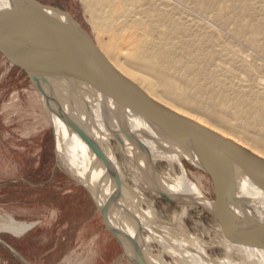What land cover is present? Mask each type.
Masks as SVG:
<instances>
[{
    "label": "bare ground",
    "instance_id": "obj_1",
    "mask_svg": "<svg viewBox=\"0 0 264 264\" xmlns=\"http://www.w3.org/2000/svg\"><path fill=\"white\" fill-rule=\"evenodd\" d=\"M85 2L96 29L104 32L109 41L108 44L100 41L96 44L112 68L129 78L162 105L236 141L253 153L262 155L255 143L264 146V135L256 132L259 125H264V102L259 106L251 104L243 107L237 99L230 98L228 92L213 96L206 88V84H202L207 76L210 57L216 53H223L225 48L215 47L220 46L218 38L215 37L217 35L209 37L210 44L204 42L202 37L204 39L211 33L208 29L210 27L203 25L200 28L193 21L195 17L193 20L190 18L193 12L200 18L202 15H212L211 13L217 10V0H85ZM233 2L231 1L230 5L236 16L230 18L232 21L224 19V22L222 21L224 24L219 21L221 23L219 26L233 28L237 38L245 37L249 28L258 31L262 24L258 21V14L250 0ZM231 9L228 12H231ZM215 14L216 16H212L215 23H218V19L224 18L217 11ZM227 17L228 15L225 18ZM202 20L207 22L204 18ZM190 37H196V41L184 42L183 45L176 43L177 39ZM252 41L259 47V42ZM201 54L205 57L198 61ZM76 60L84 61L91 68L100 67L88 58L80 57ZM188 69L194 71V82L182 79L183 71ZM183 86L186 91L180 94L178 90ZM156 88L158 91L161 88L162 93L157 92ZM62 92H68L67 88ZM44 100L55 108L52 101L45 97ZM189 100L196 101L200 108L216 114L223 126L211 123L177 104ZM65 106L67 112L80 121L87 136L95 140V146L101 149L102 154L98 156L102 162L88 143L77 133L71 132L58 116L60 128L66 131V140L68 139L69 143L63 163L80 179L89 183L101 201L106 202L109 198L113 201L110 211L113 225L135 237L154 264H172L166 257L167 254L174 256V264H244L243 260L249 264H264V192L254 181L241 172L237 174V183L222 181L223 200L222 205L217 206L206 196L199 184L189 180L181 163L183 155L191 159L189 154L174 143L166 142L153 130L148 121L128 110L120 109L114 100L106 98L99 90L89 88H83L72 105ZM121 114L126 118L130 129L149 147L153 160H148L147 152L144 150V153H141L139 148L125 137L122 116L119 118ZM51 119L53 118H50L53 122ZM52 125L56 130L57 146L62 158L65 148L60 143L62 140L60 129L59 126ZM117 135L122 139H118ZM122 153L125 157L121 163L118 155L121 156ZM157 158H160L158 163L166 161V169H159L156 165ZM123 165L129 167L128 172ZM194 166L201 169L200 165ZM152 193L173 200L181 206L182 210L178 211L175 217L176 223L168 224L165 221L168 225L160 226L154 218L153 211L147 212V215L150 214L154 226L145 217V205H148L149 209L153 205L150 196H153ZM198 205L203 206L212 215L217 239L225 250H228L229 259H212L207 252L208 242L193 235L187 227L184 217L187 215L188 207ZM195 219L196 222L203 223L200 219ZM34 224L36 223L20 222L9 214L0 215V232L20 237L33 228ZM174 225L180 229L176 234L173 233L172 227H168ZM251 230L262 233V236L257 237L262 246L253 245L247 240L246 234ZM154 243L160 245L162 249H158ZM176 247L180 250H175ZM183 249L185 251H182ZM194 249H199L201 254L194 255L192 252ZM235 250H238L240 260L232 259L231 253Z\"/></svg>",
    "mask_w": 264,
    "mask_h": 264
},
{
    "label": "water",
    "instance_id": "obj_2",
    "mask_svg": "<svg viewBox=\"0 0 264 264\" xmlns=\"http://www.w3.org/2000/svg\"><path fill=\"white\" fill-rule=\"evenodd\" d=\"M0 51L28 73L40 93L53 102L56 113L69 130L87 142L96 155L102 151L95 146V140L87 136L77 117H72L65 109V105H72L83 88L99 90L106 98L114 100L120 109L148 121L166 142L187 152L191 159L187 155H183V159L193 166L200 165L215 182L220 195V200L214 201L216 205L222 202V181L237 183L238 172L254 181L264 192L263 157L153 99L111 67L91 34L69 12L38 0H0ZM80 57L88 58L100 67H88L84 61L76 60ZM64 87L68 92H62ZM120 116L125 137L141 153L145 150L148 160H153L149 147L130 129L124 115ZM117 137L122 139L119 135ZM69 170L89 191L107 228L121 244L128 259L134 264H154L135 237L113 225L110 218L113 201L110 198L101 201L89 183ZM258 236L262 233L257 230L246 234L251 244L262 246Z\"/></svg>",
    "mask_w": 264,
    "mask_h": 264
},
{
    "label": "rangeland",
    "instance_id": "obj_3",
    "mask_svg": "<svg viewBox=\"0 0 264 264\" xmlns=\"http://www.w3.org/2000/svg\"><path fill=\"white\" fill-rule=\"evenodd\" d=\"M38 1L43 4L51 5L60 8L66 12H69L91 34L97 44L99 41L108 44L109 41L106 37V34L96 29L91 19V15L86 7L85 0ZM228 1L217 0L216 2V11L224 16V18H221V20L218 19V23H215V18L212 17L213 15L216 16L215 10L211 13L212 15L207 14L209 15V17L207 15H204L205 17L202 15V18H200L197 13L191 12L193 15H191L192 18L190 19L193 20V17H195V20L193 21L195 22V24H197V26L203 27L204 25V27H210L208 29H210L211 33L205 36L204 39L202 37V40L204 42H207V44H210V42H208L210 40L209 37L217 35L215 37L218 38L217 42L220 46L215 47L218 49H220V47L225 48L223 53H216L210 57L206 71L207 76L205 79H203L202 84H206V88L212 93L213 96H219L220 93L228 92V94L231 95L230 98L237 99L243 107H246L247 105L250 106L251 104L259 106L264 102V0H250L251 5L258 14V21H260L262 25L258 31H255L254 28L247 29L246 35L243 38H237L233 33V28L228 27V29L224 25H222L224 27L219 26V24L221 25V23L224 24V19L231 20V17L233 19L236 16L231 9L232 5H230L234 3L233 0H230V2L232 1V3ZM229 8L231 9V12H228L230 10ZM225 14H227L228 17L230 15V17L225 18L227 16H225ZM203 18L204 21L206 20L207 22H203ZM208 20L210 21L208 22ZM210 22L213 23L210 24ZM219 27L221 28L219 29ZM216 28L218 31L216 30ZM252 40H256L257 43L259 42V47L257 46L258 44L254 45ZM189 41L190 43L196 41V37L180 38L179 40H176V43L184 44V42L187 43ZM227 48H229V50ZM204 57L205 56L202 54L199 55L198 61L203 60ZM188 70L183 71L182 79L194 82V71L193 69ZM188 72L191 74H189ZM156 91L160 93L161 88L159 91L156 88ZM185 91L186 88L184 86L182 89L178 90L180 94H183ZM177 104L185 109H188L195 115L201 116L203 119L211 123L223 126L216 114L211 111H206L200 108L199 104H197V102L194 100L182 101V103L179 102ZM50 118H53L54 121L51 119L53 121L51 122ZM52 124L59 126L60 129V135L62 138L60 143L65 148L64 155L62 158L61 152L59 151L57 146L56 130ZM60 126L61 125L59 123V117L56 113L55 108L51 106L48 101L44 100L43 95L36 88L28 73L20 65L14 63L10 57L0 51V164L2 160L5 170L7 166L11 167V164L9 162L10 157L8 156L7 148H10L9 143L17 144V141L12 142L10 139L17 138L18 136H20V134L27 135L33 132H39L44 128H48V133L50 136L46 143L49 142V145L52 148V163L56 164L64 171H67L69 174H71L69 172V168L63 163V159L66 155L69 143L67 141L68 139L66 140V131H64L63 128L61 129ZM256 132H258V134L260 135H264V125H259L256 128ZM36 144L37 146H35V148L40 149L39 145L42 146V142L37 141ZM255 146L257 150L263 155L260 156L264 157V146L257 143H255ZM118 156L120 162L122 163V158L125 157V155L122 153L121 156L120 154ZM98 158L100 162H102L99 156ZM159 159L160 158L156 159V165L159 167L160 170L166 169V161L162 160L160 161V163H158ZM181 163L185 167L189 180L199 184L206 196L210 198L212 202L220 200V195L217 191L215 182L207 172L202 169H198L192 164L186 162L183 157L181 159ZM128 168H126L127 172L129 171ZM129 175L132 176L130 173ZM220 189L222 190L223 200V189L222 187ZM150 196L152 197L153 202L152 208L149 209V206L145 205L146 208H144V211L146 212L145 217L153 224V226L154 222L149 217L150 214L147 215V212L153 211V213L155 214L154 218L157 220L155 221L160 226H167L169 223H176L175 217L178 214V211L182 210L181 206L177 205L175 201L169 200L159 194L154 193L153 196ZM221 205L222 202L217 206ZM18 209L19 206H13L12 204L0 206V215L3 216L9 214L10 216H14L15 214L17 216L15 217L16 220L20 222H29L25 220L29 219L28 212L23 213V211H18ZM37 211H40L42 213V206L39 207ZM54 211L52 212L53 214L55 213ZM40 212H37L36 214L43 219V216L40 214ZM33 216L34 215L32 213V217ZM195 218L200 219L201 221H203L204 224L196 222ZM32 219H34V217ZM165 221L166 223H168L167 225L165 224ZM184 221L187 223L186 225L190 229V231H192L193 235L195 234L199 238L208 242V247L210 248L207 247V252L209 253L212 259L230 258L228 250H225L226 248L222 246L219 242L220 240L217 239L216 227L214 225L212 215L209 213L208 210H206L203 206L199 205L188 207V212L187 215H185L184 217ZM44 224L45 223L41 222V225ZM48 225L49 223L45 224V226ZM168 227L173 228L172 231L174 234L180 231V229H178V227L175 225ZM187 227L185 228L187 229ZM99 228V237L95 235V232L93 233L91 229H79L78 237L76 236L73 242L74 252L71 253L70 256L65 258L67 259L66 261H72L75 263L76 261L81 262L82 260H87L91 258L92 255L97 256L98 253L96 254L95 251L106 245L115 246V250L117 251L116 255H119L120 248L118 244L120 243L116 240L114 241V239H111L115 236L107 228L102 213H100ZM187 231L189 232L188 229ZM206 231H208V233ZM8 234L10 233L0 232V240H6L5 238H8V240L11 239V235ZM46 236L47 238H49V233ZM108 238H110L109 242L107 241ZM76 239H78V242H76ZM8 240H6L5 245H10V242H7ZM154 244L158 246V249H162V247L157 243ZM174 249L180 250L179 247H176ZM83 251L86 252L84 253ZM182 251H185V249H183ZM192 252L196 256H199L201 254V251L199 249H194L192 250ZM238 253V250H235L231 253L233 260H240V255ZM166 257L168 258L170 263H175V258L172 254H167ZM243 263L249 264V262L246 260H243Z\"/></svg>",
    "mask_w": 264,
    "mask_h": 264
},
{
    "label": "crops",
    "instance_id": "obj_4",
    "mask_svg": "<svg viewBox=\"0 0 264 264\" xmlns=\"http://www.w3.org/2000/svg\"><path fill=\"white\" fill-rule=\"evenodd\" d=\"M49 136L48 128L20 134L10 139L17 144L9 143L10 148H7L11 167L5 170L1 160L0 206L17 205L18 211L28 212L29 219L25 220L36 224L20 237L8 234L12 238L5 239L10 245L0 240V264H134L121 244H118L119 255L115 246L106 245L95 251L97 256L75 263L66 261L74 252L73 242L79 229H91L100 236L101 211L82 183L52 163V148L46 143ZM37 141L42 142L40 149L35 148ZM41 206L42 213L37 211ZM41 222L49 225H41ZM111 239L118 241L115 237Z\"/></svg>",
    "mask_w": 264,
    "mask_h": 264
}]
</instances>
